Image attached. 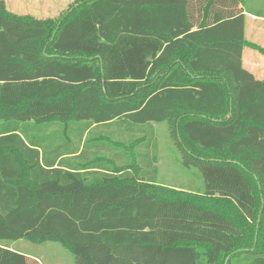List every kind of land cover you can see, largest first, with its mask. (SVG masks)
<instances>
[{
  "label": "trees",
  "instance_id": "obj_1",
  "mask_svg": "<svg viewBox=\"0 0 264 264\" xmlns=\"http://www.w3.org/2000/svg\"><path fill=\"white\" fill-rule=\"evenodd\" d=\"M249 16L264 0L0 8V264H20V240L73 264H264V80L242 64L264 48ZM154 124L197 195L157 185Z\"/></svg>",
  "mask_w": 264,
  "mask_h": 264
},
{
  "label": "rangeland",
  "instance_id": "obj_2",
  "mask_svg": "<svg viewBox=\"0 0 264 264\" xmlns=\"http://www.w3.org/2000/svg\"><path fill=\"white\" fill-rule=\"evenodd\" d=\"M74 0H0V8L18 16L54 18L65 12ZM158 144L157 185L166 190L197 195L201 179L185 170L167 124L152 125ZM140 136V135H139ZM22 257L20 264H73L72 255L58 243L31 244L20 240L10 245ZM36 261V263L34 261Z\"/></svg>",
  "mask_w": 264,
  "mask_h": 264
},
{
  "label": "crops",
  "instance_id": "obj_3",
  "mask_svg": "<svg viewBox=\"0 0 264 264\" xmlns=\"http://www.w3.org/2000/svg\"><path fill=\"white\" fill-rule=\"evenodd\" d=\"M245 37L248 42L264 48V19L254 16L246 18ZM242 64L244 69L251 73L255 80H264V54H260L250 48H245ZM10 249L12 248L10 247Z\"/></svg>",
  "mask_w": 264,
  "mask_h": 264
}]
</instances>
